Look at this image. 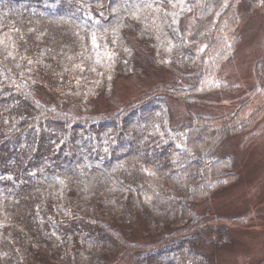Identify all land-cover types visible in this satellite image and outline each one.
Returning a JSON list of instances; mask_svg holds the SVG:
<instances>
[{
    "label": "trees",
    "instance_id": "16d2710c",
    "mask_svg": "<svg viewBox=\"0 0 264 264\" xmlns=\"http://www.w3.org/2000/svg\"><path fill=\"white\" fill-rule=\"evenodd\" d=\"M245 1L247 11L262 3ZM217 4L0 0V264H216L197 206L238 177L235 156L218 145L258 111L251 117L243 104L207 114L193 105L226 86L218 58L237 41L234 0L208 35L207 59L184 21L208 19ZM143 47L181 83L166 81L110 113L69 110L153 65L140 63ZM255 70L261 85L245 104L264 92V54ZM214 230L213 244L230 240L227 226Z\"/></svg>",
    "mask_w": 264,
    "mask_h": 264
},
{
    "label": "rangeland",
    "instance_id": "374dc122",
    "mask_svg": "<svg viewBox=\"0 0 264 264\" xmlns=\"http://www.w3.org/2000/svg\"><path fill=\"white\" fill-rule=\"evenodd\" d=\"M231 1L218 0L217 7L208 19L202 20L195 14L186 16L184 27L189 36L187 40L200 56V60L202 57L208 58L210 51L207 50L208 35L220 19L219 15ZM233 5L237 41L232 46L230 56L223 58L221 55L218 58L226 86L210 92L209 96L206 95L209 97L208 100L197 101L193 105L199 106V109L207 114L214 112L222 114L232 112L244 104L242 112L252 117L254 114L252 111L257 109V118L247 130L227 137L218 145L219 150L235 156L234 168L239 175L230 185L213 193L199 204L197 212L205 216L206 228L204 225H201V228L206 232V249L215 255L216 264H260L264 261V92H257L246 104L242 99L249 96L248 90L252 85L261 82L255 66L257 59L264 54V0L248 11L245 0H234ZM232 15V11L226 14L228 17ZM230 40L228 42H231ZM141 49L140 55L146 61L140 59V63L153 65H146L143 71H133L117 78L111 92L106 96H96L89 106L80 108L76 104H70L69 110L78 115L110 113L151 88L164 85L166 81L181 83L170 68L164 67L162 68L164 72L160 71L161 65L158 62L152 63L145 57L147 50L144 47ZM198 68L199 66L194 70ZM171 101L176 120L179 119L177 117L183 118L185 110L183 104L176 99ZM218 212L228 214V218L213 219V214ZM220 226H227L230 240L220 245L213 244L211 239L218 237L214 229ZM140 229L139 226L135 227L137 236L142 235ZM125 261L126 258L120 257L116 264H124Z\"/></svg>",
    "mask_w": 264,
    "mask_h": 264
}]
</instances>
